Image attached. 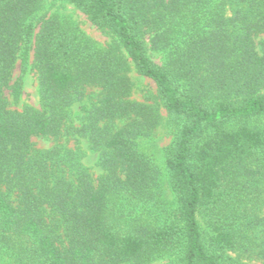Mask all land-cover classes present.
Instances as JSON below:
<instances>
[{
  "label": "trees",
  "instance_id": "obj_1",
  "mask_svg": "<svg viewBox=\"0 0 264 264\" xmlns=\"http://www.w3.org/2000/svg\"><path fill=\"white\" fill-rule=\"evenodd\" d=\"M60 1L109 42L56 15L36 32L42 0H0V264H264V0ZM30 53L40 107L11 110ZM132 70L157 102L131 99ZM159 107L163 173L139 148Z\"/></svg>",
  "mask_w": 264,
  "mask_h": 264
},
{
  "label": "rangeland",
  "instance_id": "obj_2",
  "mask_svg": "<svg viewBox=\"0 0 264 264\" xmlns=\"http://www.w3.org/2000/svg\"><path fill=\"white\" fill-rule=\"evenodd\" d=\"M51 15H56L60 20H67L71 22L79 30L92 38L101 46L105 45L110 40L109 36H107L95 25H93L79 9L75 8L70 3L60 0H42L40 8L34 14V22L37 26L36 32L38 30L39 24L41 23L40 18H48ZM259 38H264V35L261 34L256 39V41H258ZM19 73V62L17 61L11 83L18 77ZM129 76L133 81L131 99L136 101H144L147 103L158 101L156 89L151 80L139 76L133 70L130 72ZM21 85L22 91L18 101H15L13 99L10 93V89L5 90V97L8 101V108H10L11 110H21L24 106H32L38 109L40 107L38 80L37 73L35 72V69L33 67L32 53H30L29 65L26 73L21 78ZM87 102L88 100L85 99V102L75 103L70 107L74 125H78L79 123L77 113L79 111L80 105L87 104ZM159 112L161 114L159 125L156 127L150 138H144L139 141V148L143 152L153 157L154 163L160 169V172L163 173L162 149L171 140L172 130L168 124L165 110L162 107H159ZM117 125H120V123H118ZM256 125L264 129V120L257 121ZM31 142L33 147L38 149H47L55 143L52 138H45L40 136L32 137ZM58 142L64 144L69 149L79 150L82 153L80 160L82 164L88 169L93 180H97L98 177L104 174V170L98 165V153L92 152L88 149L87 142L84 138L68 136L62 137L58 140ZM162 188L163 197L166 200L167 204L170 205L173 201L172 193L170 192L165 182H163ZM164 262L165 259H160L153 262L152 264H161Z\"/></svg>",
  "mask_w": 264,
  "mask_h": 264
}]
</instances>
